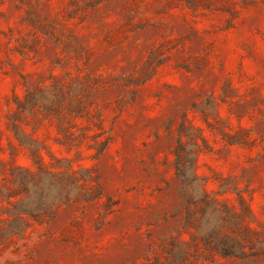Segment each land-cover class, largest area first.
Wrapping results in <instances>:
<instances>
[{
	"label": "rangeland",
	"instance_id": "obj_1",
	"mask_svg": "<svg viewBox=\"0 0 264 264\" xmlns=\"http://www.w3.org/2000/svg\"><path fill=\"white\" fill-rule=\"evenodd\" d=\"M0 264H264V0H0Z\"/></svg>",
	"mask_w": 264,
	"mask_h": 264
}]
</instances>
